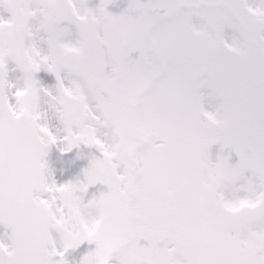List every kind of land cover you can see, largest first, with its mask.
Returning a JSON list of instances; mask_svg holds the SVG:
<instances>
[{
    "label": "rangeland",
    "instance_id": "374dc122",
    "mask_svg": "<svg viewBox=\"0 0 264 264\" xmlns=\"http://www.w3.org/2000/svg\"><path fill=\"white\" fill-rule=\"evenodd\" d=\"M147 1L148 2H146V0H73V3L81 13H88L99 20L105 40L108 39L111 41L113 40V36H119L117 39L118 42H114L115 45H118V43L122 41L127 43L132 37V31L130 30L132 21H134V30H145L149 22L141 24V22L144 21L142 13L144 14V18H146V16L153 17L152 14H154L147 12V8H150V6L146 8L145 2L151 3L152 9L159 10L160 13L166 15L170 14V11L177 3L179 5L181 3L182 7H187L189 2L187 0ZM221 1L223 4L225 2L230 3V5H228V17L224 14L225 17L223 19L215 20L211 18V14L216 15V10L204 11V7L195 8L194 10L190 8L186 11V17L187 23L192 27L191 30L195 31L202 39L209 37L211 34V26L208 24L207 19L206 21L202 20L204 13H208L213 27L212 33L216 39L212 43L215 53H219L218 55H221L224 59L239 56L235 64L233 62L231 66L226 65V68L229 70V74H226V82L229 84L227 85L228 89V87H233L231 83L236 84V82L243 83L245 81L243 70L240 66H245L246 63L242 64V62H245L247 59H253L260 70L264 69V50L261 51L254 46L248 47V45L240 43L242 50L240 49L238 54L235 55L238 48L237 37L235 35L239 30L243 29L247 21V16H245L242 11V9H244L243 6L246 8V5L240 0ZM18 2H22L28 12L41 10V12L38 11L37 16H34L31 22L16 33L22 35L24 40L26 39V48L24 49L17 46V41L20 44L23 37H18L16 34L11 35L9 33L13 30L11 27L14 25L15 11L18 8V4L15 5V3ZM245 3L249 4L248 6L250 8L256 9L257 13L264 12V0H245ZM47 4H50V0H0V46H4L3 49L0 48V53L3 54L0 56V59L4 61L3 63L7 70V93L10 96L9 103L15 110H21L22 107H25L24 103L26 104L24 100L30 98L29 95H33V93L28 91L30 83H35V76L31 77L25 75L26 78H24L22 72L16 68L9 58L13 53H23L24 51L31 52L34 54L36 62L39 63L37 71L40 74L36 75L37 81L42 83V90L39 92L40 96H38L36 107L33 111V121L37 126L42 125L47 128H50V123L52 124L51 127L53 128H51V130L53 134L52 136L51 134L48 135L49 141L55 145L54 147V145L50 144L49 148L46 147V144L49 142L46 137H43L45 150H47L48 154L50 152L54 154L50 156V161H48V181L45 180V183L46 186L47 184L55 186L58 183L64 185V189L60 190L55 195L49 194L47 190L45 191L49 198L54 220L56 221L54 222L55 229L52 235L55 248L58 251L61 250L63 246L70 248V243L75 242L81 250L78 255H75L73 250L69 252V260L72 264H95L97 259V264H102V259L108 256L107 253H104L100 248L91 250L87 249L86 246L89 240L93 238H101L103 243L112 245L113 241L104 240L105 236L103 235V233L107 232L106 227L109 218H116V220H114L115 225L113 230L120 231L117 239L123 237L122 231L124 229V219L126 215L125 205L128 200V194L127 192L120 194L119 187H117V189L113 190V192L111 191L108 196L106 195L107 199L113 205V211L102 212V214L104 213L106 215L107 220L100 226L99 231H97L95 235L88 236L84 234L82 228L83 222L88 227L94 226L95 214L92 215L90 214L91 212L86 213V211L77 204L81 197L78 198L76 201L77 203L74 202L76 192L74 194L71 193L68 178L65 179L68 170L65 162L66 159L64 156L57 153V149H62L64 146L61 140L62 131L64 130V132H67L68 130L70 134V130L72 132L73 130L66 128L65 124L62 122L60 110L56 103V97H53L52 94L55 88L61 91L68 89L70 92L77 90L84 98L86 104L97 111L95 112L96 116H91L86 122L90 130L96 129L91 122L99 123L100 112L105 110L106 113V110H109L113 118L110 119L107 117L106 124L111 127V130L107 131L110 137H112L113 134L118 136H116V144L119 145L121 144V138L123 136L124 117L127 116L125 111L126 104L129 110L132 111V109L130 108L129 101L127 103L125 102V107H122L121 103L117 105L116 99L124 96V94L128 95L130 93L128 89L129 86L125 84L134 82L136 80V75L135 73H126V69H123L124 64L118 66V61L115 59L116 56L114 54L117 53L116 51L112 52L113 54L109 56L107 61L109 67V72L107 74L101 77L87 74L85 65V68L83 67L84 59L82 55L74 52V47L77 42L75 34L71 29H60L59 25L54 22L49 14L51 10L49 7L47 8ZM18 6L19 9L16 16L20 15L19 23L23 26L30 19V16L22 10L20 4ZM191 6L194 7V4L191 3ZM219 8L224 9L225 7L222 5ZM178 15L176 20L181 22L183 17H185V12ZM111 17L114 21H112ZM169 20L170 21L164 19L162 22H155L153 25L154 33H157V30H160V28H172V24H178L174 19ZM197 20L199 21L197 22ZM256 21L251 19V21L247 22V26L249 28L251 27L249 31L255 36H257L260 31L264 33V17L260 15L256 17ZM42 25L43 31L45 35L48 36L51 46V56L48 61L54 64L55 70L61 73L66 72L69 76V80L63 78L66 89H64V85L60 83L63 82L62 80L55 82L56 79L52 74V68L46 64L49 55L35 48V45L39 42H46L42 33ZM110 28L113 32L110 31ZM18 29V27L14 28L15 31ZM169 32V30H165L162 43L159 45V48L162 49L161 51L159 50L160 55L164 56L160 57L159 63L162 61L167 65L164 69V74L169 72L168 59H173L174 61L181 59L180 47L186 37V32L176 27L173 37L176 39L178 48L174 49L173 41H170L172 34H169ZM224 41L226 44H224ZM204 44V42L200 41L199 46L195 50L194 46H197V44L191 43L190 45L189 42H187L183 48L184 51H195V56L197 57L201 52L205 54L206 50L199 49L200 46ZM139 46L145 50V54L141 52L144 56L142 55L138 58L133 68H137L138 61L141 58H144L143 62L145 61L150 66L151 64L153 65L152 62H154V60L149 54V49L144 48L140 44ZM207 48L211 49L209 47ZM168 49L172 50L169 52ZM1 50H3V53ZM223 50L232 51L224 52ZM194 60L195 59L192 61ZM185 61L186 66H190L195 72L201 71L200 65L196 63L192 64V61L188 64V57L185 59L184 56L182 64ZM159 63L157 62L156 69L160 67ZM255 69L257 68L255 67ZM179 71H177V74L175 72L174 75L171 76L172 78L170 75H167V77L171 80L176 79L179 81L181 77ZM184 71L185 70H182L181 72ZM149 72V70L143 71L142 73L138 72L139 77H144V75ZM184 75L185 73L182 74L181 79H184ZM148 76L149 75H145V78ZM90 78L91 81L87 84L88 86H84L78 90L81 83L80 80L87 81V79ZM145 78L143 80H145ZM109 81H111V83H109ZM165 84L168 85V81H166ZM165 84L164 81L161 80L159 84L155 85H159L158 87H160L164 100L176 103L175 94L165 87ZM212 84L215 90L221 87L218 84ZM200 86H203L202 81L200 82ZM245 87L251 93V95L248 96L249 101L246 107V110L249 112L248 118L243 123L244 125L241 124L247 126V132L241 135L239 133L232 135L226 133L225 135H221L220 132H215L212 136L221 135L225 138V141L220 139L214 140V138H212L210 144L206 143V147L201 146L202 149L198 148V151L195 152L186 151L185 154L179 152L178 156L175 155L174 149L181 141L171 138V130L168 129L171 125L177 123L174 118V116L177 115L175 109L173 108V112L175 113H162L159 109V106L162 104V101H159V94L151 92V89L147 92L145 99L143 98L139 103L137 107V115L139 116L138 132L141 137L145 138L146 144L140 146L137 152L131 157L133 160L138 158V174L135 178V186L137 187L136 193L138 195L135 197L137 203L134 208V214L139 215L140 213L141 215H145L148 224H155L154 228L156 230L150 231L144 226L139 227L138 225L132 224L130 232L133 237V249L131 246L126 249H132L130 255L135 256V259L141 258V260L146 262L159 261V264H182L184 262L183 255L187 254L188 256L193 255L190 262L194 258V264H264V219L242 227V229L234 233H230L229 231L221 233L214 230V219L216 220L217 216L225 215L220 209L222 208V204L219 199H223L224 207L232 208L237 202L251 203V201L261 198L263 201L262 206L264 207V190L260 191V186H264V85H258L254 88H251V86H249L250 88L247 86ZM23 88L28 90L20 94ZM85 88H89V90H87L89 93L82 92ZM224 88L225 86H222L220 90L223 94L226 93ZM253 90L255 91L253 92ZM14 92L21 96L15 98L13 96ZM204 96L205 91L201 94V97ZM24 97L26 98L23 100ZM211 97L212 95L208 94L205 98L209 99ZM184 99L185 95L179 97L178 104ZM114 100L115 104L113 106L109 107L108 105L110 103H108V105L105 103L106 101ZM224 102L225 103H223L221 107L216 101L209 100L205 110L209 115H212L215 111L216 118H221L220 122H222V120L227 122L229 119H232L230 123L232 126L230 127H236L237 125L234 119L241 118V116H239V108L236 107V101ZM112 104L113 103H111V105ZM180 108L185 110L188 109L183 104H181ZM252 111L258 112L252 114L250 113ZM188 112H191V109L188 110ZM130 124L132 125V121H130L129 126ZM207 125H211L209 127H214L211 122H204L203 126L208 127ZM254 127H257V131L254 130ZM95 133L96 131L92 130L89 138L87 137L90 141L89 144L92 145L93 149H96L95 152L102 166L108 167L112 172L116 173L118 182L124 185V179L133 176L132 172L134 170V164L131 162L130 156H128L129 150L132 151V144L135 143L132 133H130L129 130L126 132L125 139L120 147L113 144L119 149V154L115 157L117 158L116 165H114L113 168L110 167V161L108 160V153L111 145L108 144L106 148L97 146V144L90 139ZM257 133H259V135ZM101 136V134H98L96 138L100 140ZM54 140H56V144ZM69 143L73 144L71 137ZM77 143L79 144L78 152L83 161V167L88 170V167L85 166L87 163H89L90 166L92 164L96 166L95 163L97 160L89 154V151L85 149L81 142L77 141ZM182 144L185 146V143ZM103 149L107 151V154L102 151ZM53 156L56 158V161L51 160ZM124 156L125 159H123ZM124 160L127 161L126 165L119 167V162H123ZM193 162L197 163L195 164L196 168L190 166ZM258 163H262L263 168L258 167ZM105 170L106 172L108 171L107 169ZM190 173L197 174L198 178H195V180L199 183L205 182L209 184L208 189H206V187L190 186L188 183V176ZM85 174L88 176V171ZM200 174H207L208 177L205 178ZM183 176H186L187 183L185 184H183L182 181ZM82 178L84 179V177ZM108 186V183L105 184V189ZM177 186L179 188L175 190ZM178 189H180L184 200L194 198V205H201L202 208L204 207L201 213L188 214L179 212V208L181 207L176 206L175 201L171 203L170 207L166 209L162 208L163 203L173 197L175 191L178 193ZM184 190L186 191L184 192ZM209 190L212 192L209 194L210 199L207 197V191ZM57 194H60V196ZM88 202L92 205L93 209L91 211L93 212L96 210L108 209L106 206H95L98 203V198L90 197ZM58 205H60V207H58ZM140 205L141 210L137 211ZM85 208L90 210L88 205H86ZM160 210L162 213L159 215ZM159 217L160 220L168 218L167 221L171 224V227H166L164 225L163 234L159 232V224H156V221H159ZM160 229L162 230L163 226H161ZM150 232L151 234H148ZM71 233H74L73 237L69 235ZM0 234L2 235L1 232ZM172 240H174L173 242L177 243L181 249L177 248L175 251H172V255L170 254L172 258L169 259L167 255L168 246H165L164 243L167 244ZM151 241L153 244L150 243ZM159 241L161 242L160 244ZM174 246L176 245L174 244ZM86 250H89V252ZM183 251L186 253H182ZM139 254H141V256H139ZM127 257L128 254L122 250L117 256L119 261H114L112 255L107 259L113 260L111 264H115V262L116 264H121L120 260L126 261ZM127 262L130 261H126L124 264H127Z\"/></svg>",
    "mask_w": 264,
    "mask_h": 264
},
{
    "label": "water",
    "instance_id": "95a60500",
    "mask_svg": "<svg viewBox=\"0 0 264 264\" xmlns=\"http://www.w3.org/2000/svg\"><path fill=\"white\" fill-rule=\"evenodd\" d=\"M5 114L2 113V111H0V120H3ZM6 123L4 121H2V123L0 124V146L3 148H6V142H8L9 144L12 145H17L18 144V139L15 135H13L12 133H10V136L7 133V128H6ZM9 155V154H7ZM4 161H7L6 159H4ZM11 164V163H10ZM8 191V190H6Z\"/></svg>",
    "mask_w": 264,
    "mask_h": 264
}]
</instances>
